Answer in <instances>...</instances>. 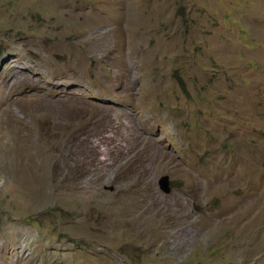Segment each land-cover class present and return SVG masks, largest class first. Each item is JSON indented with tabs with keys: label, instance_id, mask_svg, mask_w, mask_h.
<instances>
[{
	"label": "rangeland",
	"instance_id": "rangeland-1",
	"mask_svg": "<svg viewBox=\"0 0 264 264\" xmlns=\"http://www.w3.org/2000/svg\"><path fill=\"white\" fill-rule=\"evenodd\" d=\"M0 264H264V0H0Z\"/></svg>",
	"mask_w": 264,
	"mask_h": 264
},
{
	"label": "bare ground",
	"instance_id": "bare-ground-1",
	"mask_svg": "<svg viewBox=\"0 0 264 264\" xmlns=\"http://www.w3.org/2000/svg\"><path fill=\"white\" fill-rule=\"evenodd\" d=\"M146 137V136H145ZM145 139V138H144ZM142 140V139H141ZM147 140V139H146ZM149 140V139H148ZM151 141V140H150ZM142 142H143V140H142ZM146 142V141H145ZM148 145L150 146V148H148V149H150V153H151V156L153 157V158H155V159H157V156H159L160 157V155H162V152L160 151V149L159 148H157L153 143H152V141L151 142H148ZM118 146V145H117ZM157 149H156V148ZM121 148V147H120ZM123 148V147H122ZM125 148V147H124ZM127 148V147H126ZM131 148V147H130ZM94 152V151H93ZM103 152V151H102ZM120 152H121V149H120ZM119 152V155H124L125 153H120ZM117 153H118V151H117ZM115 159V158H114ZM116 159H117V157H116ZM115 159V160H116ZM125 159V158H124ZM160 159V158H159ZM102 163V162H101ZM124 165V164H123Z\"/></svg>",
	"mask_w": 264,
	"mask_h": 264
},
{
	"label": "water",
	"instance_id": "water-1",
	"mask_svg": "<svg viewBox=\"0 0 264 264\" xmlns=\"http://www.w3.org/2000/svg\"><path fill=\"white\" fill-rule=\"evenodd\" d=\"M159 184H160V188L162 191H164L165 193L170 192L171 188L169 185L168 177L164 176V177L160 178Z\"/></svg>",
	"mask_w": 264,
	"mask_h": 264
}]
</instances>
